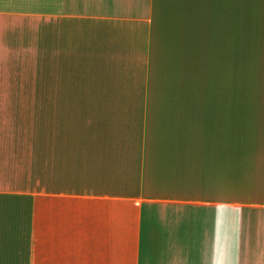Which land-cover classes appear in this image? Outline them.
<instances>
[{
  "label": "crops",
  "instance_id": "0c3cea01",
  "mask_svg": "<svg viewBox=\"0 0 264 264\" xmlns=\"http://www.w3.org/2000/svg\"><path fill=\"white\" fill-rule=\"evenodd\" d=\"M36 257L264 264V0H0V264Z\"/></svg>",
  "mask_w": 264,
  "mask_h": 264
},
{
  "label": "rangeland",
  "instance_id": "374dc122",
  "mask_svg": "<svg viewBox=\"0 0 264 264\" xmlns=\"http://www.w3.org/2000/svg\"><path fill=\"white\" fill-rule=\"evenodd\" d=\"M246 97V43L245 41H240L239 43V98L245 99ZM32 109H37V107H31ZM29 118L25 117L21 123L24 121L20 129L25 130H37V113L31 112ZM22 119V118H21ZM29 125V126H27ZM31 191L37 193V185H32L30 187ZM37 238V234H36ZM33 261L37 264V257L33 258Z\"/></svg>",
  "mask_w": 264,
  "mask_h": 264
}]
</instances>
